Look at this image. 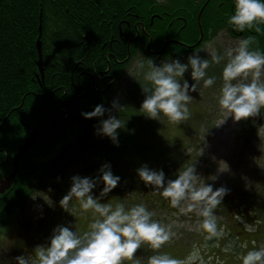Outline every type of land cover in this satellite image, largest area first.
<instances>
[{"label": "trees", "instance_id": "trees-1", "mask_svg": "<svg viewBox=\"0 0 264 264\" xmlns=\"http://www.w3.org/2000/svg\"><path fill=\"white\" fill-rule=\"evenodd\" d=\"M199 1L191 7L181 6L183 4L178 0L1 1L0 157L12 155V158L5 171L0 173L3 176L15 173V177L12 186L0 193V224L12 215L16 207L25 217L28 199L35 191L33 182L50 185L43 174L48 172L47 176H55V172H52L60 166L59 163L53 171L50 170L62 160L57 154L53 155L54 150L51 148L46 150L42 147L41 137L45 138V144L49 140L52 144L64 142L65 158L72 163L75 159L76 162L84 160V164H87L90 156L86 153L88 150L116 154L126 151L136 155L146 152L145 127L139 122L143 116L139 108L144 95L140 84L126 71L133 57L142 53L154 59L160 56L174 58L178 51L185 54L194 48L192 40L198 37L201 28L206 37L208 26H211L212 33L223 28L229 36H240L237 37L240 39L253 36L254 42L250 47H264V24L259 25V31L246 29L243 33L233 31L226 24L227 17L233 11V0H214L203 10L201 19L198 21L196 17L195 21L193 12ZM205 2L208 1H202L201 7ZM221 14L222 17L219 16ZM39 40L43 72L37 64L40 58ZM127 76L134 86L127 89L126 105L115 114L126 123L124 129L118 130L119 146H116L108 137H95L97 118L85 119L81 113L92 111L97 104L105 107L110 105L107 100L116 94L118 84ZM262 120L260 116L243 120L241 127L248 143L256 141L257 128L264 124ZM34 128L39 131L38 140L15 166L13 155ZM70 130H74V133L71 132V138L67 139L64 132ZM150 148L154 149V146ZM43 151L51 155L36 163L35 160L41 157ZM159 165L149 167L162 168L166 178H175L176 165L168 160ZM112 171L121 177L120 183L109 196L112 203L123 200L131 206L134 204L131 203L132 197L137 196L141 203L149 206V210L152 209L149 202L152 204L155 219L159 217L157 208L171 211L167 201L158 192L145 187L139 180L134 166L123 164ZM29 176L32 179L28 180ZM239 202L242 204L239 205ZM243 207L255 214V222L262 221L264 175L259 177L257 184L228 193L217 208L227 219L231 216L235 218L239 213L249 223L242 211ZM236 221V225H243ZM25 224L28 229L30 223ZM221 228L224 230L226 226ZM253 232L245 231L247 238L252 237L249 234ZM224 236L229 237L226 234ZM16 252L17 255L24 254L25 247L18 246ZM9 253L13 261L17 255Z\"/></svg>", "mask_w": 264, "mask_h": 264}, {"label": "clouds", "instance_id": "clouds-1", "mask_svg": "<svg viewBox=\"0 0 264 264\" xmlns=\"http://www.w3.org/2000/svg\"><path fill=\"white\" fill-rule=\"evenodd\" d=\"M262 23L264 0H233V11L226 19V24L233 31H259ZM224 35L225 29L221 28L213 42L194 47L186 60L166 56L157 64L153 57H146L143 53L133 57L126 71L141 86L144 99L139 109L142 114L149 119L160 121L164 117L175 123L188 119V105L194 98L191 94L200 95L202 88L213 87L217 82V77L207 72L211 63L222 65L217 104L226 117L217 126L229 117L233 122L257 116L264 119V52L250 47L254 42L253 36L225 43ZM215 41L220 42L219 49L211 46ZM202 51L206 56H201ZM123 108L119 99L114 98L110 107L97 104L92 111L82 112L81 115L85 119L97 118L94 134L108 137L119 146L118 130L124 129L126 123L112 113ZM257 135L260 139L264 136V124L257 128ZM258 147L261 152L264 150L262 139ZM229 170L226 161L218 162V172ZM135 172L145 187L158 192L169 207L180 214L195 212L202 217L198 230L206 233L205 240L214 237L219 240L224 234L223 229L217 226L214 210L222 204L230 190L224 186L214 189L197 173L195 163L183 164L177 169L174 179L166 178L162 168H150L146 163L136 168ZM70 179V188L58 203L65 212L76 217L70 202H78L80 215L90 214L87 230L81 232L75 224H58L46 245H37L30 253L14 257L15 264H206L195 246L183 258L161 251L175 233L170 225L155 219V213L144 203L126 206L123 202H109V194L121 181V177L113 173L110 163H103L94 177L77 174ZM217 179L215 174L207 177L210 181ZM245 187H248L247 183ZM97 188L98 194L94 192ZM51 191V188L47 191L35 190L30 197L33 201L42 198L50 208L55 207L49 195ZM38 207L40 218H43L42 206ZM235 219L244 225L245 231H255L241 215L237 214ZM138 249L141 253L150 250L151 254L146 258L143 254L137 255ZM211 259L209 257L208 261ZM237 259L239 264H264V246L241 253ZM217 264L223 262L217 258Z\"/></svg>", "mask_w": 264, "mask_h": 264}, {"label": "rangeland", "instance_id": "rangeland-1", "mask_svg": "<svg viewBox=\"0 0 264 264\" xmlns=\"http://www.w3.org/2000/svg\"><path fill=\"white\" fill-rule=\"evenodd\" d=\"M178 1L183 4L181 6L191 7L197 0ZM202 1L204 0L199 1L198 3L200 4H196V9L193 12L195 14L193 18L195 21L196 17L202 16L203 10L207 5L211 4V2L213 3L214 0H207L208 2H205V5L201 7ZM219 16L222 17L223 14ZM193 23L194 21L191 24ZM210 29L211 26H208L205 38L203 35L201 39L202 35L199 34L198 37L192 40L194 42V47H197V45L203 47L208 45L209 42L214 41L216 33L210 32ZM201 32H203L202 28L200 30V33ZM237 37L240 36L233 37L231 34L229 36V34L225 32L223 41L225 43H234L240 39ZM211 46L219 49L221 45L219 41H215ZM258 49L264 52V47H258ZM191 51L192 50H189L185 54L178 51L177 54L174 55V58L186 60V57ZM200 54L201 56H206V53L203 51ZM162 59H164V56H160L154 60L159 64ZM221 66L222 65L210 63L207 72L209 75H215L217 77V82L213 87L202 88L200 95L198 93L191 94L194 98L188 105L190 112L188 119L175 123L168 121L164 117H161L160 121L149 119L144 114L140 117L139 122L142 124L143 128L145 127L144 140L146 143V152L136 155L128 154L126 151L125 153L116 154L104 150H99L97 153L88 150L86 153L90 156L87 164H84V160L76 162L75 159L72 163L68 158H65L67 154L63 152L65 147L64 142L60 141L52 144L53 142L49 140L47 144H45V138L41 137L43 138L41 143L43 145L42 147L46 150H50L49 148H51L52 151L54 150L53 155L57 154L58 158L62 161L55 163L50 169L54 170L55 166L60 163L58 169L52 170V173L55 172V176H47L49 175L48 172L43 174V177L49 181L50 185H44L42 182L39 183L34 181L33 186L35 190L40 191H47L51 188L52 191L49 195L53 199L55 207L50 208L42 198L38 197L33 201L31 197H29L27 202L28 205L24 213L26 215L25 217L20 213L18 207L14 209L12 215L8 216L4 222L0 224V264H14V260L12 261L11 257L12 255L10 256L11 259H4L9 251H14L15 253L18 246L23 245L25 247V253H30L35 246L40 244L46 245L53 228L58 224H75V227L81 232L87 230L88 224L90 223V214L80 215L78 202L71 201L70 207H73V211L76 213V217H74L65 212L59 206L58 201L69 190L71 185L70 178L73 175L93 176L94 174L95 176L97 174L96 171L105 162L110 163L112 169L119 168V166L123 164H131L134 166V170L145 163L148 166L155 167L167 160L176 165L178 169L183 164L191 165L195 163L197 173L203 177L207 183H211L214 189L224 186L230 190L229 193L239 191L245 187L246 183L250 186L252 184H257L259 177L264 175V150L261 152L258 147L261 143V139L264 141V136L260 139L257 135L254 143H248L249 140L246 138L244 130L241 127L243 120L240 122H233L231 117L227 118L222 125L217 126L226 117V114L220 111L217 104L218 89L221 83L218 73L221 71ZM128 76L121 80V84H118L116 94L107 100L108 103H111L114 98H118L121 105H126L125 99L128 95L127 89L129 90L134 86L131 81L128 80ZM106 107H110V105ZM116 113V111H113L112 114L115 115ZM105 116H107V113ZM262 122L264 123L263 120ZM70 136L71 135L68 133L67 139H70ZM94 136L98 137V135L95 134ZM147 142L149 144H147ZM151 145L154 146V149L150 148ZM202 150L203 153L201 154ZM4 152L6 153V151ZM48 155H51V153L43 151L41 157L38 160H34L36 163L43 161ZM117 156H121L120 161H118L119 159ZM11 158L12 155L7 157L1 155L0 172L5 171L4 169L10 164ZM220 160H224L229 164V171L222 173L218 172V162ZM83 173H86V175ZM213 174L217 175L218 179L215 181L207 180V177ZM0 175H2V173H0ZM8 175L10 174H6L3 177H7ZM28 178V180H30L32 176ZM56 185H58V187ZM59 187L60 190L58 189ZM100 187H102V185ZM94 192L98 194L99 188L95 189ZM143 195L148 196L146 193H143ZM108 200L111 202V199L108 198ZM131 200V203L134 204L141 203L140 198L137 196H134V198L132 197ZM122 202L124 201L122 200ZM124 203H127L125 205L129 206L128 202ZM238 204L241 205L242 203L239 202ZM149 205L152 208L150 210L153 211L154 208L150 202ZM38 206H42L43 218H40L41 212ZM243 208L242 211L246 214L247 221L249 224H253L255 228V231L249 234L252 237L247 238L244 226L240 224L236 225L235 222L237 221L233 216L227 219L222 214V211L219 212L218 208H216L214 210V215L217 217V226L219 228L226 226V229L224 228L223 230L224 234L219 240L215 237L211 240H205L206 233H202L198 230V224L202 220V217L198 216L197 213L180 214L176 209L171 208V211H169L166 208L164 210L157 208L156 212L159 215L158 219L162 224L170 225L172 232L175 233L173 239L166 243L161 251H167L176 258H183L195 246L206 261V264H217V258H219L223 264H239L237 259L238 255L246 253L254 247L264 246V216L261 217L262 221L257 224L255 222V214L250 213V211L248 212L247 207ZM239 215L242 216V214ZM242 218L245 220L244 216H242ZM26 222L30 223L28 229L25 224ZM225 234L229 237L225 238ZM226 248L228 249L227 251L224 250ZM17 253L18 252H16V254ZM141 254L146 258L147 255L151 254V251L145 250L144 253H141V250L138 249L137 255ZM209 257H212L210 262L208 261ZM127 264H130V262H127Z\"/></svg>", "mask_w": 264, "mask_h": 264}, {"label": "water", "instance_id": "water-1", "mask_svg": "<svg viewBox=\"0 0 264 264\" xmlns=\"http://www.w3.org/2000/svg\"><path fill=\"white\" fill-rule=\"evenodd\" d=\"M2 0H0V5ZM201 39L203 38V33L201 32ZM38 43V49L40 53V58L37 62L40 67V71L43 72V64H42V53H41V43L40 40L37 42ZM39 135L38 129H33L32 132L26 137L25 142L22 144V146L19 148V151L16 152L13 156V162L15 166H18L20 163L21 159L23 156L30 151V149L33 147V145L37 141V137ZM15 173L8 175L7 177L0 176V193L9 189L12 184H13V179H14Z\"/></svg>", "mask_w": 264, "mask_h": 264}, {"label": "flooded vegetation", "instance_id": "flooded-vegetation-1", "mask_svg": "<svg viewBox=\"0 0 264 264\" xmlns=\"http://www.w3.org/2000/svg\"><path fill=\"white\" fill-rule=\"evenodd\" d=\"M71 132H73L74 133V130H70L69 132H64V134L65 135H68V133H69V135L71 134Z\"/></svg>", "mask_w": 264, "mask_h": 264}]
</instances>
